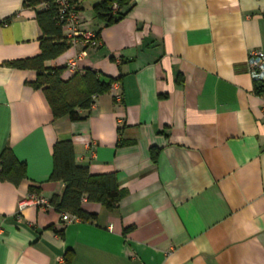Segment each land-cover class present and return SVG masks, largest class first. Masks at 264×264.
Wrapping results in <instances>:
<instances>
[{
  "label": "crops",
  "instance_id": "1",
  "mask_svg": "<svg viewBox=\"0 0 264 264\" xmlns=\"http://www.w3.org/2000/svg\"><path fill=\"white\" fill-rule=\"evenodd\" d=\"M24 1L0 0V155L26 173L0 181V264H264V95L246 66L264 52V0H132L111 25L95 19L101 0H75V29L99 45L63 27L75 42L45 65L63 81L72 61L114 80L76 122L52 119L35 72L5 65L40 51L44 5ZM65 139L77 165L116 176V209L83 201L95 218L71 223L52 207L17 210L62 193L49 176Z\"/></svg>",
  "mask_w": 264,
  "mask_h": 264
},
{
  "label": "trees",
  "instance_id": "2",
  "mask_svg": "<svg viewBox=\"0 0 264 264\" xmlns=\"http://www.w3.org/2000/svg\"><path fill=\"white\" fill-rule=\"evenodd\" d=\"M74 7L75 0H68ZM43 4L41 10L35 12V20L40 29L39 54L26 59L14 60L5 65L19 70L35 72L36 79L30 84L35 90H41L51 111L53 120L67 116L76 122L83 119L80 112L90 111L95 97L108 93L113 79H101L96 71L86 69L75 72L68 80L60 76L63 68H49L45 63L56 59L65 53L72 45L71 40L63 35L64 20L61 18L57 0H25V8H35ZM133 7L132 0H101L93 6L95 19L111 25L120 21ZM254 94L264 95V86L254 82ZM151 159L154 161L156 152L151 149ZM52 171L50 182H61L63 190L60 195H53L48 204L54 210L68 213L80 221L93 220L82 210L83 201L98 203L106 210L118 207L123 196L116 176L111 174L92 175L85 166L75 163L72 142L69 139L60 140L52 146ZM26 178L25 165L19 163L9 149L0 155V181L18 185ZM34 187L29 193L37 192ZM61 235V232H56Z\"/></svg>",
  "mask_w": 264,
  "mask_h": 264
},
{
  "label": "built area",
  "instance_id": "3",
  "mask_svg": "<svg viewBox=\"0 0 264 264\" xmlns=\"http://www.w3.org/2000/svg\"><path fill=\"white\" fill-rule=\"evenodd\" d=\"M57 3L60 7L61 18L64 20V26L70 28V35L72 39L74 37H80L83 45L96 47L99 45V42L96 41L90 34L88 33H79L75 29V26L78 22V15L74 10V7L69 3L68 0H57ZM71 39V43L75 41ZM247 73L253 82L264 84V52L260 50H252L247 55L246 60ZM67 70L70 72H81L77 71L76 63L74 61L69 62L66 66ZM116 100H119V96H115ZM35 206L41 208H49V204L44 199L39 198L37 195L32 194L28 197L20 200L17 204V210L20 212L23 209ZM61 219L66 223H71L73 221L78 220L76 217L68 214L62 213ZM1 233V226H0Z\"/></svg>",
  "mask_w": 264,
  "mask_h": 264
}]
</instances>
